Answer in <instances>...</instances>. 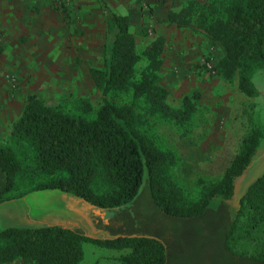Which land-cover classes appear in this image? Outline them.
Instances as JSON below:
<instances>
[{
  "label": "trees",
  "instance_id": "obj_1",
  "mask_svg": "<svg viewBox=\"0 0 264 264\" xmlns=\"http://www.w3.org/2000/svg\"><path fill=\"white\" fill-rule=\"evenodd\" d=\"M98 1L105 41L101 64L89 73L102 95L100 106L94 108L87 98L78 97L71 100L74 110L69 111L29 94L12 123L16 141L32 148L35 169L53 176L38 187L66 192L101 212H122L145 186L159 211L174 218L203 216L214 200H220L231 215L224 246L241 217L247 234L250 228L264 229V171L236 195V179L254 159L264 125L253 122L222 176L189 199L172 179L174 151L156 144L146 127L153 117L190 123L197 95H184L179 107L172 106L163 77L165 38L157 36L138 51L129 17ZM167 19L178 27L200 30L221 51L215 64L218 74L228 80L236 76L245 96L256 95L252 74L264 72V0H186ZM119 92H131V99L114 101L111 97ZM20 169L14 150L0 145V195L13 188ZM98 183L103 186L99 191ZM98 218L102 224L104 219ZM88 238L114 249L129 247L118 264H166L165 245L155 237L125 233L90 238L77 227L57 223L0 228V264L17 259L21 264H79L81 242ZM257 264H264V251L257 254Z\"/></svg>",
  "mask_w": 264,
  "mask_h": 264
},
{
  "label": "rangeland",
  "instance_id": "obj_2",
  "mask_svg": "<svg viewBox=\"0 0 264 264\" xmlns=\"http://www.w3.org/2000/svg\"><path fill=\"white\" fill-rule=\"evenodd\" d=\"M60 2L56 6L62 9L64 5L62 0ZM169 45L165 39V61ZM137 48L141 51L143 46L138 45ZM209 56L215 67L221 53L212 51ZM84 59L78 63L83 71L73 87L37 89L35 94L47 103L61 105L69 111L74 110L71 100L78 97L87 98L94 108H98L102 95L94 87L88 68L101 64V58L96 53L92 58ZM143 64L144 59L139 65ZM199 66L204 68V72L197 73L195 83L189 80L185 87L178 88L165 80L170 88L168 102L174 107L181 105L184 95H197V108L190 123L180 124L153 117L146 127L156 144L174 151L176 161L170 169L172 179L183 188L189 199L197 198L204 185L222 176L253 122L264 125L263 70L258 69L252 74L257 93L247 97L239 90L236 76L228 80L217 71L208 70L204 63ZM166 70L164 64V79L167 78ZM111 98L119 103L126 102L131 99V92L115 93ZM16 119L11 117L6 128L0 127V145L11 147L21 162L13 188L0 195V228L57 223L77 227L90 238L105 239L125 233L145 235L164 243L166 264H257V254L264 251V229L250 228L247 234L245 219L241 217L228 236L227 246H224V233L229 228L231 215L228 216L226 206L222 209L224 203L220 200H214L203 216L174 218L159 211L145 186L136 200L122 212H101L66 192L39 188L53 176L36 170L32 148L16 141L11 131ZM263 171L264 138L250 165L236 179V195L243 193ZM102 188L98 183L96 189ZM99 216L104 219L102 224ZM106 223L109 225H104ZM81 247L83 258L79 264H118V258L130 250L129 247H106L89 238L82 240ZM14 263L21 264V261L17 259Z\"/></svg>",
  "mask_w": 264,
  "mask_h": 264
},
{
  "label": "crops",
  "instance_id": "obj_3",
  "mask_svg": "<svg viewBox=\"0 0 264 264\" xmlns=\"http://www.w3.org/2000/svg\"><path fill=\"white\" fill-rule=\"evenodd\" d=\"M102 1L115 13L129 17L137 46L144 47L157 36L169 41L165 80L178 88L185 87L186 81L196 82L197 73L204 72L199 65L212 51L221 53L201 31L168 21V13L179 10L184 0ZM62 2L64 7L60 9L53 0H0V127L3 129L8 126L9 118H18L29 94H35L37 89L73 87L83 71L78 67L79 62L96 53L102 59L105 22L100 2ZM99 66H89L88 71Z\"/></svg>",
  "mask_w": 264,
  "mask_h": 264
},
{
  "label": "built area",
  "instance_id": "obj_4",
  "mask_svg": "<svg viewBox=\"0 0 264 264\" xmlns=\"http://www.w3.org/2000/svg\"><path fill=\"white\" fill-rule=\"evenodd\" d=\"M61 0H53V2L55 4H60ZM204 65L208 68V70H210L211 72H214L216 71L215 67H213V63H212V58L211 57H208V59H205V61L203 62Z\"/></svg>",
  "mask_w": 264,
  "mask_h": 264
}]
</instances>
